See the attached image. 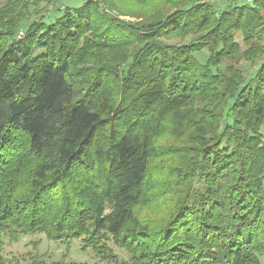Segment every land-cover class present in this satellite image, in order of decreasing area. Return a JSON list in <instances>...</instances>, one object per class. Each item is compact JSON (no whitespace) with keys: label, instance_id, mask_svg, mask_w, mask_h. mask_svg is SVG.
<instances>
[{"label":"trees","instance_id":"16d2710c","mask_svg":"<svg viewBox=\"0 0 264 264\" xmlns=\"http://www.w3.org/2000/svg\"><path fill=\"white\" fill-rule=\"evenodd\" d=\"M57 1L0 0V264L35 235L100 264H262L264 0H136L163 2L137 23L110 0L50 21Z\"/></svg>","mask_w":264,"mask_h":264},{"label":"rangeland","instance_id":"374dc122","mask_svg":"<svg viewBox=\"0 0 264 264\" xmlns=\"http://www.w3.org/2000/svg\"><path fill=\"white\" fill-rule=\"evenodd\" d=\"M85 0H58L56 4L47 7L49 10L48 20L53 21L56 17L61 16L64 8H78ZM115 6L112 10L116 15H119L122 20L128 22H139L141 19L138 17L144 16L147 11L151 15V10H156L163 2H156L149 4H140L136 0H110ZM201 3L207 2L213 4L215 7L225 6L233 0H199ZM242 1V0H239ZM240 5V4H239ZM111 9V8H110ZM122 13V14H121ZM121 14V15H120ZM139 15V16H136ZM207 53L198 54L200 61L204 62L207 58ZM244 67L253 74L257 66L244 64ZM156 205L146 208L145 213L157 216ZM115 251L122 259H127V254L115 248ZM3 257L7 264H30L34 260L42 261H66L78 262L87 264H100L99 259L91 250H83L80 240L75 239L65 244L56 243L49 240L45 235H35L28 237H21L17 242H11L9 238L5 239V246L3 250ZM264 261V259H262ZM264 264V262H262Z\"/></svg>","mask_w":264,"mask_h":264},{"label":"built area","instance_id":"2783aa9c","mask_svg":"<svg viewBox=\"0 0 264 264\" xmlns=\"http://www.w3.org/2000/svg\"><path fill=\"white\" fill-rule=\"evenodd\" d=\"M243 1H245V2H247V3H252L254 0H243ZM23 36H24L23 31H20V32H19V37L21 38V37H23Z\"/></svg>","mask_w":264,"mask_h":264}]
</instances>
